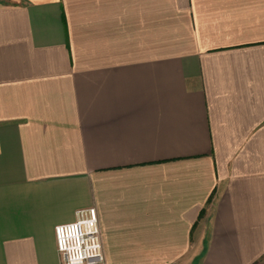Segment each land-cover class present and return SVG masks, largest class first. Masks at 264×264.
I'll return each instance as SVG.
<instances>
[{"label":"crops","instance_id":"0c3cea01","mask_svg":"<svg viewBox=\"0 0 264 264\" xmlns=\"http://www.w3.org/2000/svg\"><path fill=\"white\" fill-rule=\"evenodd\" d=\"M264 264V0H0V264Z\"/></svg>","mask_w":264,"mask_h":264},{"label":"built area","instance_id":"2783aa9c","mask_svg":"<svg viewBox=\"0 0 264 264\" xmlns=\"http://www.w3.org/2000/svg\"><path fill=\"white\" fill-rule=\"evenodd\" d=\"M61 264H104L95 209L75 212L74 221L55 227Z\"/></svg>","mask_w":264,"mask_h":264}]
</instances>
